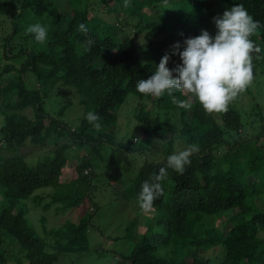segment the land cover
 I'll return each instance as SVG.
<instances>
[{"label":"trees","instance_id":"16d2710c","mask_svg":"<svg viewBox=\"0 0 264 264\" xmlns=\"http://www.w3.org/2000/svg\"><path fill=\"white\" fill-rule=\"evenodd\" d=\"M222 1L224 6L220 0H127L125 6L126 0H0V15L13 26L11 33L0 29V264H56L68 253L97 250L89 245L90 232L106 177L111 185L128 184L124 194L139 208L143 182L170 154L192 144L199 150L184 173L169 168L164 194L125 227L134 241L130 250L114 252L119 264H264V122L249 136L258 121L243 118L235 103L209 114L192 94H173L192 104L184 109L167 93L136 90L173 44L180 41L183 50L186 37L200 35L204 14L215 17L213 2L225 10L242 4L261 25L250 39L264 43V0ZM107 13H116L117 21L108 22ZM37 22L50 29L48 43L29 49L26 29ZM181 63L173 54L168 67ZM69 96L83 112L78 126L64 117ZM131 100L136 127L127 141L118 140L107 128H117ZM90 111L99 115V129L86 120ZM79 155L76 175L69 177L65 168ZM42 188H52L45 207L57 203L73 215L51 228L43 215L44 235L31 224L26 202L32 196L41 202L45 197L36 191ZM143 220L148 225L138 229Z\"/></svg>","mask_w":264,"mask_h":264},{"label":"clouds","instance_id":"9594fccd","mask_svg":"<svg viewBox=\"0 0 264 264\" xmlns=\"http://www.w3.org/2000/svg\"><path fill=\"white\" fill-rule=\"evenodd\" d=\"M213 23L217 29L214 37L208 30L201 29L200 35L184 39L183 50L181 42L177 41L171 46V52L163 55L154 74L136 82V90L154 97L167 93L173 104L184 109H190L192 104L177 99L173 94L177 91L184 95L192 94L207 113L226 111L228 104L252 82L253 53H260L261 49L250 37L261 25L242 4H235L222 15L213 17ZM78 28L88 37V28L84 23L79 24ZM26 33L31 34L35 42L43 44L47 39L48 27L37 22L29 25ZM87 45L89 48L92 45L90 37ZM173 54L178 55L182 63L170 69L168 64ZM176 72L178 77L174 76ZM85 118L95 128L101 127L98 114L90 111ZM198 150L199 146L192 144L170 154L158 174L143 182L137 198L143 211H150L154 200L164 194L162 181L168 175L167 170L171 168L183 174L185 166L191 163L190 157Z\"/></svg>","mask_w":264,"mask_h":264},{"label":"rangeland","instance_id":"374dc122","mask_svg":"<svg viewBox=\"0 0 264 264\" xmlns=\"http://www.w3.org/2000/svg\"><path fill=\"white\" fill-rule=\"evenodd\" d=\"M65 2H69V0H65ZM213 10H214V16L222 15L225 9L223 7L218 6L213 2ZM220 4L222 6L225 5V2L223 3L222 0H220ZM224 4V5H223ZM69 6V5H67ZM66 6V7H67ZM68 13V12H67ZM91 14L90 16H92ZM205 19L203 21V29H206L209 31V33L214 37L216 34V27L215 30L211 28V24L213 23V18L209 17L208 15L203 16ZM106 20L108 22H116L117 21V15L116 13H107L105 14ZM11 19L7 16L0 15V29L2 33H11L13 31L12 22ZM91 21L94 24H97L98 22L97 17H93ZM215 26V24L213 23ZM137 33L140 32L139 29H136ZM214 30V31H213ZM49 31L48 28V34L47 39L43 44H39L35 42L33 36L26 40L25 46H27L29 49H36L39 47L44 48L46 43H48L49 39ZM136 34V33H135ZM142 36V35H140ZM2 35H0V58L4 57V50L2 48ZM260 53H253V79L251 84L247 87V89L240 93L235 99H233L230 103H235L237 107L240 109L242 113V117L246 120L248 118L255 119L258 122L257 123V130H253L252 128L249 132V136H253L262 130V124L261 122H264V74L262 73L263 68V56H264V43H260ZM98 59H94L96 61ZM7 61H2L1 63L5 64ZM10 62V60L8 61ZM77 99V98H76ZM74 96H69L68 99H66L67 102L71 103L72 106L69 107V109L64 113L65 119L67 122L71 123L74 126H78L79 124V116L83 113L81 107L77 106V100ZM14 100H17V97L14 98ZM126 105V111L125 107L122 108V113L119 115V120L117 123V128L115 126L111 127L109 126L107 130L110 133L118 134L117 138L118 140H124L127 141L129 135L126 133L129 130H135L137 121L132 119V115L129 112H134V106L136 103L134 101H128ZM255 113H260L261 115L259 117H256ZM3 116L0 114V124H2ZM128 127V128H127ZM264 128V125H263ZM264 132V131H263ZM126 135V136H124ZM56 135H53L55 137ZM262 141L264 142V134L262 136ZM50 146V145H48ZM47 146L41 148L39 150V153L45 150ZM29 149H26L25 152H27ZM86 153V152H85ZM106 158L108 160L111 159L110 155L106 152ZM125 156H127L125 154ZM130 157V156H129ZM81 159V155L79 157H74L73 159H70V162L68 166L65 168L66 172L69 177L76 175L74 172V168L76 163H79ZM123 163V159L119 161L118 163ZM116 163H113V165H116ZM124 167L126 166L125 163L122 164ZM123 167V168H124ZM107 166L105 164L104 169H106ZM116 173H119L117 171ZM107 186L104 188H100L99 192L97 193V199L99 203L102 206L101 212L98 214V216L95 218L96 226L92 228V231L90 232V247L94 246L97 247V250H94L93 248H90L87 253L82 252H74V253H68L66 255H63L60 258V261L56 264H119V261L117 259V254H114L116 251H127L130 250V248L133 246L134 240L127 237V233L125 230V227L128 225L129 221L134 219L137 214H140L142 209L136 208L134 204L135 198H128L124 194V188L128 186L126 185H117V184H110V179L106 177ZM120 186V187H119ZM52 191V188H42L36 191L38 194H42L45 198L39 202L35 199L29 198L26 202L29 204V207L31 208L30 211V222L35 227L36 231L40 235H44L42 232V217L43 215L46 217V226L48 228L56 227L62 224L63 218L67 219L68 216L71 218L73 217L72 214L68 215V210L62 211L57 208V203H51L50 206L45 207V204L49 203L52 200L51 195L49 194ZM35 193V194H36ZM259 205L262 204V201L258 198ZM152 212V211H151ZM141 215V214H140ZM149 219V218H148ZM152 221V220H151ZM151 223V222H150ZM220 222H216L215 224H219ZM148 225V222L146 220H143L141 224L139 225L138 229L145 228ZM101 229V230H98ZM156 228L154 227V230ZM153 230V231H154ZM125 234V236H124ZM118 238V239H117ZM52 241V239H51ZM104 249L106 250H102ZM114 250V251H113ZM124 264V263H121Z\"/></svg>","mask_w":264,"mask_h":264}]
</instances>
